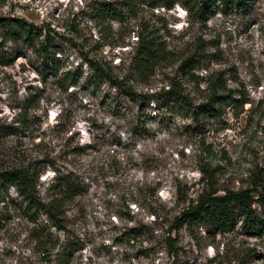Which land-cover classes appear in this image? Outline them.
I'll return each instance as SVG.
<instances>
[{
  "label": "rangeland",
  "instance_id": "1",
  "mask_svg": "<svg viewBox=\"0 0 264 264\" xmlns=\"http://www.w3.org/2000/svg\"><path fill=\"white\" fill-rule=\"evenodd\" d=\"M195 11L192 0H0V17L43 26L36 43L48 35L47 53L24 48L0 63V168L38 171L34 198L57 207L51 217L3 189L0 264H47L42 251L52 264H264L257 202L258 229L174 223L204 193L264 194V0L206 21ZM142 29L163 58L141 75L131 61ZM85 56L134 94L86 79ZM77 64L82 75L65 88ZM218 75L231 98L195 121L188 102L205 101Z\"/></svg>",
  "mask_w": 264,
  "mask_h": 264
},
{
  "label": "trees",
  "instance_id": "2",
  "mask_svg": "<svg viewBox=\"0 0 264 264\" xmlns=\"http://www.w3.org/2000/svg\"><path fill=\"white\" fill-rule=\"evenodd\" d=\"M159 2L160 1L153 2L152 6H156ZM192 2L195 6V13L202 21H206L214 15L217 10L228 13L237 6L244 9V6L247 4V0H192ZM173 3L174 1L166 3V5L167 7H171ZM183 6L189 12L192 11V7L188 5V3H184ZM104 13L100 12L99 14L102 16ZM112 13L113 12L111 11L109 12V14ZM43 28V26L30 23L22 17H0V63H11L14 57L23 54L22 50H24V48H30L35 51H39L38 48H40L41 51L47 53L43 44L48 42V35L44 34L42 40L38 43L35 41L36 38L42 35L41 31ZM137 41V46L131 63L136 72L142 75L145 71L152 69L153 66L158 61H161L163 57L158 44L149 37L147 29H142V31L138 32ZM8 42L13 43V45L9 47L7 45ZM59 60L60 59L54 54L49 57L47 61L54 73H57L60 69ZM84 61L91 70L90 73L86 74V79L98 83L108 82L111 87L119 88L122 91L124 90L123 92L126 93L127 96H132L134 94L131 88L122 87L123 85L119 84L117 80L112 79L102 62L98 63L96 60L88 58L87 56L84 57ZM188 61H190V59L185 60L181 65L187 67L191 75H193L191 70L196 67V63H190L189 65ZM80 68L81 64H77L74 69H67L63 72L62 81L66 82L65 88L68 85L73 86L79 81L82 75ZM210 89L211 91L205 96V101L193 105L192 108H190L192 104L188 102L187 110L191 111V117L195 121H197L199 115L219 112L227 98H231L228 94H220L221 92L228 91H226L225 83L220 75H218V78L216 79V85L210 86ZM227 93H230V91ZM157 96V93L149 94L147 96L150 101L152 100L156 102V107L158 106L157 102L159 100ZM180 96L177 102L181 101L184 103ZM37 178L38 171L30 173L29 170L23 168H0V202L4 200L2 190L13 186L16 191L25 199L29 200L30 203L34 204L37 202L46 214L51 217L52 215L54 216V211L56 210L57 212V207L54 208L53 205L48 206L47 204L40 203L34 198ZM54 181L60 183L58 188L62 193L70 191L73 193L74 191L75 194L77 186L72 185L69 176L61 179V177L56 175ZM252 191L253 189H243L239 191H226L223 194H215L214 192L201 194L195 201H192L184 207L178 216L174 218L175 226L188 224L190 226L205 227L208 231L210 230L213 233L225 232L233 229L236 220L239 219L241 221L242 229L247 231L258 229L261 227L262 220L252 207V204L257 202L262 208H264V194L259 193L257 198H253ZM35 210L36 212L39 211V209ZM120 212H122L121 209L116 210L117 215H120ZM157 216V213L154 212L153 218ZM139 233L142 232L139 231ZM42 249L46 250L45 248ZM42 253L43 256H45L44 262L52 264L45 252L42 251ZM60 257L61 256H56L54 260L60 262Z\"/></svg>",
  "mask_w": 264,
  "mask_h": 264
}]
</instances>
